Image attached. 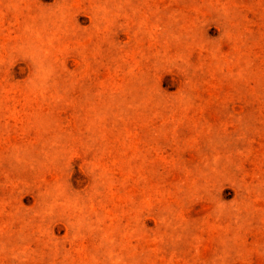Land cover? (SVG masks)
I'll list each match as a JSON object with an SVG mask.
<instances>
[{"label":"rangeland","instance_id":"374dc122","mask_svg":"<svg viewBox=\"0 0 264 264\" xmlns=\"http://www.w3.org/2000/svg\"><path fill=\"white\" fill-rule=\"evenodd\" d=\"M0 264H264V0H0Z\"/></svg>","mask_w":264,"mask_h":264}]
</instances>
